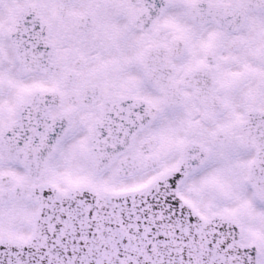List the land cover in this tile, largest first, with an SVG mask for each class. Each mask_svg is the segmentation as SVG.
<instances>
[{
    "label": "flooded vegetation",
    "instance_id": "af4514ba",
    "mask_svg": "<svg viewBox=\"0 0 264 264\" xmlns=\"http://www.w3.org/2000/svg\"><path fill=\"white\" fill-rule=\"evenodd\" d=\"M172 1L169 0L171 8ZM208 1H226L233 5L242 2ZM28 6L36 7L41 18L51 26V40L55 47L52 62L57 65V71L50 74L23 70L9 37L8 31L17 13ZM141 8V4L132 0H0V189L19 185L30 189L35 184L52 183L49 174H59L64 168H76L79 159L87 156L90 139L83 124L85 120L94 119L99 110L98 104L92 103L90 96L85 99L89 85L98 84L102 88L104 100L129 96L146 99L154 106H160V94L146 83L140 63L147 45L165 41L170 46L171 32L175 35V22L173 18L163 22L162 37L157 34L161 21L150 32L137 30L130 23V15ZM67 13L92 16L95 22L93 30L89 34L75 30L65 18ZM166 25L167 30L164 29ZM180 30L183 31L181 36L188 51L176 61V65L182 70L199 66L210 70L206 72L204 82L209 103L216 112L205 120L200 101L192 89H186L189 101L184 112L180 114L172 111L168 113V120L174 122L183 115L184 122L192 130V140L211 147V161L214 159L216 166V183H212L214 188L210 187L212 192L220 194L218 186L226 187L218 184L224 172L230 175L231 189L246 192L248 173L257 150L241 146L236 139L241 135L240 125L249 119L250 112L264 111V11H249L245 26L234 35L221 29L222 33L210 32L208 38L206 36L208 44L202 43L204 37L201 26L184 20L180 22ZM232 37L243 42L241 49L230 48L229 40ZM192 44L198 47L199 54L191 52L189 46ZM85 54L92 58L90 62L87 61L88 64L86 62L91 67L87 75L80 61H86ZM48 89L54 90L60 100L59 104L49 107L50 115L58 118L70 113V128L64 137L58 138L55 152L46 163L44 173L35 180L24 168L8 160L5 148L25 143L22 150L24 155H42L54 143L29 141L27 144L24 133L17 137L25 138L6 139L4 132H15L16 128L12 125L19 119L18 107L21 102L31 104L35 92ZM39 122L42 123V120ZM218 131L231 134L234 137L232 144L212 147L210 137ZM81 132L87 136H82ZM145 138H156L158 143L154 153L162 154L160 126L154 123L142 131L123 157L135 156L143 166L147 155L141 150L139 141ZM220 195V201L214 202L212 207L227 214L223 209H231L232 217L243 226L244 237H251L250 241L259 243L264 261V204L243 193L242 198L237 195L230 208L225 197ZM21 201L26 199H14L0 206V238L25 240L31 234L32 215L28 206Z\"/></svg>",
    "mask_w": 264,
    "mask_h": 264
},
{
    "label": "rangeland",
    "instance_id": "374dc122",
    "mask_svg": "<svg viewBox=\"0 0 264 264\" xmlns=\"http://www.w3.org/2000/svg\"><path fill=\"white\" fill-rule=\"evenodd\" d=\"M111 172H107L103 175L96 176V179H92L91 175L88 172H83L79 171V178L78 182L82 181H93L95 184V187L97 188L98 191H106V190H113L118 186H123L125 181L111 177Z\"/></svg>",
    "mask_w": 264,
    "mask_h": 264
},
{
    "label": "water",
    "instance_id": "95a60500",
    "mask_svg": "<svg viewBox=\"0 0 264 264\" xmlns=\"http://www.w3.org/2000/svg\"><path fill=\"white\" fill-rule=\"evenodd\" d=\"M193 168H194V166H193V167H190L189 165L184 164V165L182 166V168L180 169V172H181L182 175H186V174H187L188 172H190ZM81 189H82V190H80V191H78V192L70 193L69 198L74 197V196H76L77 194L80 195L81 193L90 194V193L88 192L87 189H85V188H81ZM85 190H87V191H85ZM90 195H91V194H90ZM91 196H93V195H91ZM232 237H233V236H230V238L233 240ZM230 238L228 237V240H231ZM240 261H241L242 264H247V263H246V258H243V260H240Z\"/></svg>",
    "mask_w": 264,
    "mask_h": 264
}]
</instances>
